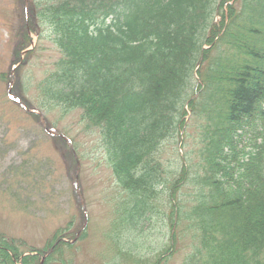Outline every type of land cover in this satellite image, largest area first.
<instances>
[{
	"label": "trees",
	"instance_id": "trees-1",
	"mask_svg": "<svg viewBox=\"0 0 264 264\" xmlns=\"http://www.w3.org/2000/svg\"><path fill=\"white\" fill-rule=\"evenodd\" d=\"M20 5L8 30L15 59L32 33L26 61L47 46L58 57L33 96L30 83L15 85L10 99L12 67L0 72L3 98L42 129L16 98L44 113L51 130L78 111L79 132L97 136L122 203L117 254L150 264L119 237L159 216L176 230L158 257L179 233L189 240L179 245L182 264H264V0H28L27 20ZM61 134L70 145L50 138L75 168L79 143ZM84 237L71 221L41 246L0 230V264H39L42 256V264H71L74 240Z\"/></svg>",
	"mask_w": 264,
	"mask_h": 264
},
{
	"label": "rangeland",
	"instance_id": "rangeland-1",
	"mask_svg": "<svg viewBox=\"0 0 264 264\" xmlns=\"http://www.w3.org/2000/svg\"><path fill=\"white\" fill-rule=\"evenodd\" d=\"M21 1L0 0V72L5 73L9 66L13 68L17 65L15 69L11 68V91L15 85H32L29 93L33 96L37 92L34 84L42 79L45 70L56 60L58 53L46 45V48L37 49L29 56L28 61L21 54L18 60L15 59L10 46L16 39L8 30L16 27L20 21ZM30 36L35 44L36 35L32 33ZM31 48L33 46L27 49ZM23 54L25 55L24 52ZM1 81L0 230L25 238L32 245L41 246L55 228L65 226L71 221L73 234L79 235L81 231H85L83 239L74 240L77 244L76 249L69 255L71 264H131L116 251L121 247L118 241V244L114 242V238L117 240L116 229L120 225L122 203L112 197L116 185L97 136L79 132L81 123L78 111L67 113L54 124V132L69 131V136H73L79 143L83 161H77L76 167L72 168L70 160H66L60 152L62 144L51 139V135L45 130L44 113L30 105L21 104L23 111L38 113L40 119H43L44 124L42 121L41 124L44 129L31 118L22 117L19 114L20 109L12 107L3 98L5 83ZM8 90L9 88L7 93ZM10 97L15 98V95ZM35 103L37 102L33 100L32 104L36 105ZM56 115V112L51 113L49 119L52 120ZM181 144L175 145L179 156L183 155ZM172 150L171 157H176L179 161L180 158L174 154V146ZM166 151L171 154L170 148ZM74 191L82 205L84 218L80 216ZM165 221L168 220L154 216L142 222L138 230H123L119 237L120 243L124 244L123 250L150 264H182L185 250L179 245H186L189 240L185 236L181 239L179 233L175 235L170 254L158 257L159 252L168 243H172V235L176 230V227ZM69 239L70 235L64 240Z\"/></svg>",
	"mask_w": 264,
	"mask_h": 264
},
{
	"label": "water",
	"instance_id": "water-1",
	"mask_svg": "<svg viewBox=\"0 0 264 264\" xmlns=\"http://www.w3.org/2000/svg\"><path fill=\"white\" fill-rule=\"evenodd\" d=\"M43 260H44V257L41 259V262L39 264H42Z\"/></svg>",
	"mask_w": 264,
	"mask_h": 264
}]
</instances>
